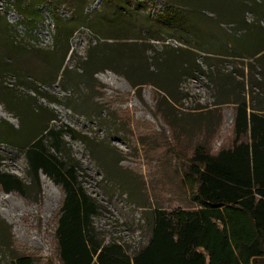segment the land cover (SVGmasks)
Masks as SVG:
<instances>
[{
	"label": "trees",
	"instance_id": "trees-1",
	"mask_svg": "<svg viewBox=\"0 0 264 264\" xmlns=\"http://www.w3.org/2000/svg\"><path fill=\"white\" fill-rule=\"evenodd\" d=\"M84 1L19 0L16 9L22 17L36 18L44 7L54 12L53 43L47 50L14 44L8 36L7 24L0 18V40L11 53L9 56L0 53V77L5 71H14L17 85H24L30 91L17 95L13 86H5L0 80L4 109L14 111L18 123L16 127L8 120H0V143L23 151L27 165L22 178L4 170L0 163L1 190L29 199L32 194L38 195L41 175L59 187L62 199L53 229L59 264H264V25L261 22L264 2L140 0L149 4L152 12L151 18L144 19L146 28L160 27L166 18H172L188 31L183 35L184 46H171L152 33H139L136 37L142 40L139 42L96 35L85 55L80 56L79 64L70 68L64 60L72 51V34L82 27L99 30L98 15H88L89 4L84 5ZM202 6L213 9L219 18L231 17L234 31L228 33L216 28L222 22L220 19L206 24L199 16ZM60 8L67 16L55 13ZM246 11L254 15L251 21L246 19ZM115 13L117 17L105 13L100 17L123 19L128 24L133 15L118 9ZM148 39L162 40L161 49ZM147 50L153 53L146 54ZM198 51L202 52V62L197 59ZM20 56L36 58L46 69L41 75L47 79L54 75L53 80L36 85V79H29L26 68L20 66ZM244 59L249 68L247 76L243 70L237 73L214 70L223 60L243 64ZM105 65L124 76L133 89L152 85L157 92V114L171 130L180 119L176 107L181 105L178 81L182 77H196L201 72L214 93V107L205 111L197 107L201 110L193 111L198 115L193 119L198 122L192 124L203 141L196 139L188 161L174 171L176 187L183 192L180 203L170 205L158 196L151 203L142 180L144 176L140 174L139 189L144 193L139 206L144 208L147 233L146 239L136 246L114 238L105 240L95 229L93 218L99 205L79 184L78 164L71 161L72 152L64 137L82 139L92 158L102 162L107 177L111 175V163L106 158L114 157L111 149L102 141L77 135L73 129L55 123L57 119L51 107L40 101L43 98L48 104L57 102L51 95L40 92V88L58 81L62 91L70 92L65 96V107L75 112L81 110L87 118L94 116L99 123H106L103 119L108 113L107 105L101 101L89 102L91 96H96L92 89L99 88L94 74L99 66ZM80 81L85 83L89 94L74 91ZM224 104L233 107L231 145L212 151L206 134L217 131ZM175 161L168 164L170 171L175 168ZM0 251L8 256L9 264H56L37 258L20 246L11 224L1 215Z\"/></svg>",
	"mask_w": 264,
	"mask_h": 264
},
{
	"label": "rangeland",
	"instance_id": "rangeland-1",
	"mask_svg": "<svg viewBox=\"0 0 264 264\" xmlns=\"http://www.w3.org/2000/svg\"><path fill=\"white\" fill-rule=\"evenodd\" d=\"M257 1L264 2V0ZM18 2L19 0H0V18L9 28V38L13 40L14 44H26L28 48L50 49L53 43L54 22L52 17L54 12L50 8L44 7L40 9L38 17L28 19L18 13L16 9ZM83 4H89L88 15H98L99 30L97 29L98 31L95 32L94 29L82 27L72 34L70 40V50L72 51L64 60V64L70 68L79 64L80 56L85 55L90 40L95 41L96 35L98 37H120L129 42H139L142 41L136 38L139 33L141 35L152 33L158 34L160 39L171 46H184L183 35L185 36L188 31L182 28L181 22L179 24L172 18H166L164 25L160 23V27L154 29H150V27L148 28L150 31H148L144 19L146 16L151 18L152 12L146 2L140 0H85ZM119 5L123 7H119ZM117 9L120 12L128 11L129 14H133L130 23L127 24V21L123 19H101V13L108 14L109 17L115 16ZM55 13L67 16L61 8ZM245 15L248 21L254 17L251 11H246ZM199 16L206 20V24L220 19L222 22L216 28L219 27L228 33L234 31L235 23L231 17L219 18L216 12L208 6H202L199 9ZM261 17V22L264 25V15ZM148 40L158 50L161 49L162 40ZM3 43L0 40V53H4L6 56L11 55L4 49ZM152 53L151 50L146 52V54ZM198 53L197 59L202 62L200 57L202 52L198 51ZM18 60H20V66L26 68L29 79H36V85L53 80L54 75L48 79L41 75L46 69L38 64L36 58L28 59L25 56H20ZM246 60L244 59L243 64L237 60L232 62L223 60V62H218L214 70H222L225 73L229 71L237 73L243 70L247 76L249 68ZM204 68H206L205 65ZM98 69L94 77L97 79L99 88L92 89L91 92L96 96L93 98L90 95L89 102L101 101L104 106L107 105L108 113L106 117L104 114L102 115L106 123H99L94 116L87 118L81 110L75 112L65 107V96L70 92L62 91L58 81L40 88V92L51 95L57 102L48 104L43 98L40 101L51 107L52 112L56 115L57 122L55 123L63 128L73 129L77 135H86L96 141H102L111 149L114 157L106 158V161L111 163V175L107 177L104 175L102 162L92 158L82 139L73 140L68 135L64 137L72 152L73 159L71 161L78 164L79 184L99 205L98 213L93 218L95 229L105 240L114 238L126 242L130 246H136L146 239L147 233L144 225V208L139 206L144 193L141 188L139 189L141 175L144 176L142 180L147 185L146 193L151 203L155 196L170 205L180 203L183 192L176 187L177 179L174 171L181 163L184 164L188 161L187 157L193 143L199 137L197 127L192 124L198 122L193 119L198 115H194L196 112L193 111L201 109L205 111L214 107L212 104L214 93L209 88L205 74L199 72L196 77H182L178 81L181 105L176 107V110L180 111L177 112L180 119L178 126L171 130L164 119L157 114V92L152 85H143L138 89H133L124 76L116 74L106 65L99 66ZM0 78L3 85L13 86L17 95L30 92L24 85H17L19 81L16 80L14 71H5ZM237 78L240 79L241 76L238 75ZM74 91L82 95L90 93L83 81L79 82ZM2 101L0 99V107L8 117L1 116L0 112V120H8L17 127L15 112L4 109ZM232 114L231 104L221 106V121L217 131L206 134V142L212 151H217L222 146L231 145ZM199 139L203 141V137L200 136ZM173 160H176L175 168L170 171L168 164ZM0 163L4 170L22 178L25 176L27 165L24 152L20 149L10 144L0 143ZM61 199L62 192L59 187L44 175L40 176L38 195L32 194L29 199L23 198L13 191L4 193L0 188V210L4 214L0 213V215L11 224L12 233L17 243L35 257L56 264L59 263L53 229ZM0 264H9L8 256L2 251H0Z\"/></svg>",
	"mask_w": 264,
	"mask_h": 264
},
{
	"label": "bare ground",
	"instance_id": "bare-ground-1",
	"mask_svg": "<svg viewBox=\"0 0 264 264\" xmlns=\"http://www.w3.org/2000/svg\"><path fill=\"white\" fill-rule=\"evenodd\" d=\"M0 112H1V116H3V117H8L4 112H3V110L1 109V107H0ZM44 180H46V178H44ZM0 213L2 214V215H4L3 213H2V211L0 210Z\"/></svg>",
	"mask_w": 264,
	"mask_h": 264
}]
</instances>
